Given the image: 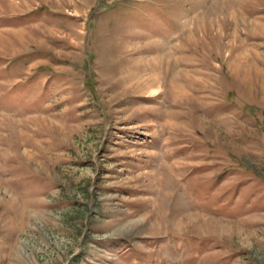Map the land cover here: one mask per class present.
<instances>
[{
	"label": "rangeland",
	"instance_id": "1",
	"mask_svg": "<svg viewBox=\"0 0 264 264\" xmlns=\"http://www.w3.org/2000/svg\"><path fill=\"white\" fill-rule=\"evenodd\" d=\"M0 264H264V0H0Z\"/></svg>",
	"mask_w": 264,
	"mask_h": 264
}]
</instances>
